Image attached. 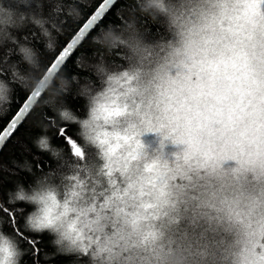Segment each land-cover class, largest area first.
<instances>
[{
  "label": "clouds",
  "instance_id": "clouds-1",
  "mask_svg": "<svg viewBox=\"0 0 264 264\" xmlns=\"http://www.w3.org/2000/svg\"><path fill=\"white\" fill-rule=\"evenodd\" d=\"M82 3L0 0V50L20 57L0 56V112L19 84L53 113L33 145L55 166L25 161L33 183L8 193L31 206L24 230L73 264H264V0H124L69 77L18 34L31 25L54 52ZM65 124L74 134L54 146ZM24 255L0 220V264Z\"/></svg>",
  "mask_w": 264,
  "mask_h": 264
},
{
  "label": "trees",
  "instance_id": "trees-1",
  "mask_svg": "<svg viewBox=\"0 0 264 264\" xmlns=\"http://www.w3.org/2000/svg\"><path fill=\"white\" fill-rule=\"evenodd\" d=\"M100 2L101 0H84V3L79 5L83 14V19L79 21V23H73L71 18H66V22L63 24V33L54 32L56 38L54 52L50 53L45 50L43 37L40 36L39 30L31 25L26 27L23 32L18 35L21 37L27 36L29 38L32 46L39 49L41 53L42 66L48 67L62 47ZM122 6H126L124 5V0H117L94 28L98 31L99 27L105 26L107 23H120L119 16ZM48 10L49 6L45 5V15L48 14ZM94 34L95 32L91 31L63 64L62 69L69 77L73 74H79L80 76L85 75L78 67V62L83 63L85 60L93 57V53L96 49L91 45V35ZM0 56L5 58L6 64H12L20 60L19 56L6 53L3 50H0ZM18 69L22 73H27L29 71L28 66L22 63L18 64ZM5 78H7V76ZM14 88L15 91L12 103L8 106L6 111L0 112V132L29 94V92L19 84H14ZM65 99L74 111L78 114H82V101L74 95L68 96ZM36 104L37 102L0 151V207L11 210V212L15 214L16 223L13 225L9 219V215L4 212H0V220L3 221L4 231L16 235L21 247L25 251L21 264H73L75 257L58 253L50 243L52 239L50 235L47 233H31L24 230L23 218L27 212L31 210V206L23 202L12 203L8 198V193L14 190L16 184L22 183L27 187L34 181L33 173H35V175H40L41 170L47 171L55 166V162L50 158L49 154L40 152L33 145V140L37 136L43 134L40 125L42 123H47L53 117V113L47 106L42 104L36 106ZM64 131L72 136L75 131V126L67 124L61 125V131L59 133L55 126L49 130L47 134L52 136V143L54 146H62L65 144L66 138L61 134ZM25 161L32 165L33 173L24 171L19 167V165L24 164Z\"/></svg>",
  "mask_w": 264,
  "mask_h": 264
},
{
  "label": "snow or ice",
  "instance_id": "snow-or-ice-1",
  "mask_svg": "<svg viewBox=\"0 0 264 264\" xmlns=\"http://www.w3.org/2000/svg\"><path fill=\"white\" fill-rule=\"evenodd\" d=\"M107 5H108L107 0H103V4L101 5L100 10L97 11L96 14L91 17V21L89 22L88 26L85 27L84 32L81 33L82 37L84 36V33L91 27V25L95 23L96 19L100 18L101 13H103V10ZM75 46L76 44L71 42L66 47H64L61 53L59 54V56L57 57L56 63L65 62L66 58L70 56ZM29 107L30 104L25 105L22 109H20L16 118L4 130V135H0V141H3L6 137H10L17 130L18 124L21 122L22 118H26L25 113L28 112ZM61 134L63 137L66 138V140H68L71 137L66 131L62 132ZM0 212H4L5 214L9 215L10 221L13 223V225H15L16 223L15 214L11 212V210L0 207Z\"/></svg>",
  "mask_w": 264,
  "mask_h": 264
},
{
  "label": "water",
  "instance_id": "water-1",
  "mask_svg": "<svg viewBox=\"0 0 264 264\" xmlns=\"http://www.w3.org/2000/svg\"><path fill=\"white\" fill-rule=\"evenodd\" d=\"M117 2V0H111L110 3H108V5L104 8L103 13H101V16L99 18V20L96 22V24L100 21V19L105 15V13L109 10V8H111L115 3ZM103 4V0H101V2L97 5V7L93 10V12L89 15V17L83 22V24L87 23V21L89 19H91L92 16H94L96 14L97 11L100 10L101 5ZM83 24L76 30V32L72 35V37L66 42V44L62 47V49L59 51V53L56 55V57L54 58V60L51 62V64L49 66H51L52 64L56 63V59L59 56V54L61 53V51L63 50L64 47H66L69 43H71L72 39L75 37V35L78 33L79 29L83 26ZM96 24L94 25V27L96 26ZM92 30H87L84 33V36L81 38V41L74 47L72 53L70 54V56L73 54V52L78 48V46L81 44V42L85 39V37L91 32ZM69 56V57H70ZM68 57V58H69ZM66 58V60L68 59ZM65 60V61H66ZM65 62L62 63V66ZM48 66V67H49ZM39 99V98H37ZM36 100H33L30 98V94H28V96L26 97V99L22 102V104L19 106L18 110L15 112V114L10 118V120L5 124V126L3 127V129L0 132V135H4V130L7 128V126L16 118L17 114L19 113L20 109H22L25 105L30 104V107L28 109V112L25 113V117L28 115V113L31 111V109L33 108V106L35 105ZM25 118H22L21 122L18 124V126L22 123V121ZM18 128V127H17ZM11 137V136H10ZM10 137H6L3 141H0V151L2 149V147L4 146V144L8 141V139Z\"/></svg>",
  "mask_w": 264,
  "mask_h": 264
}]
</instances>
